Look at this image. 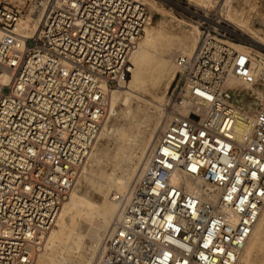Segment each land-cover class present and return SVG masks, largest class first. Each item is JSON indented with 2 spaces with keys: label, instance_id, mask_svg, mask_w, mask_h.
Masks as SVG:
<instances>
[{
  "label": "built area",
  "instance_id": "obj_1",
  "mask_svg": "<svg viewBox=\"0 0 264 264\" xmlns=\"http://www.w3.org/2000/svg\"><path fill=\"white\" fill-rule=\"evenodd\" d=\"M26 17L38 22L30 37L17 32ZM150 20L136 0L0 5V264L33 263ZM198 28L194 52L174 59L170 119L111 196L118 215L97 264H236L264 205V102L239 135L248 120L225 100L227 80L264 87V70L233 50L224 21Z\"/></svg>",
  "mask_w": 264,
  "mask_h": 264
},
{
  "label": "rangeland",
  "instance_id": "obj_2",
  "mask_svg": "<svg viewBox=\"0 0 264 264\" xmlns=\"http://www.w3.org/2000/svg\"><path fill=\"white\" fill-rule=\"evenodd\" d=\"M16 1L17 0H0V5L18 6ZM197 1L198 0H168L169 3L163 2L162 0H145L144 3L140 1L148 7L151 13V25H157L164 22L161 27V32L170 44V48L173 52L172 64L174 63L175 57L181 55L179 52L180 41L192 38L191 26L198 27V24L208 22L211 23L214 20H224L230 30L239 35L235 36V42L232 44L244 46L247 51H249L250 56H254V59L251 60L253 64H256V61L259 59L264 61V50L249 44V42L243 39L252 38L264 44V0H230L229 11L231 18L228 17L226 12L224 5L225 0H203L205 1L204 3H199ZM149 3H153L154 6L162 12L159 16L160 19L154 15ZM168 14L182 23L178 24L176 21L168 22L170 19ZM203 17H205V19ZM235 19L242 21L246 24V26L237 23ZM144 35L145 32L143 33L141 41L144 38ZM196 39L198 41V35H196ZM131 69H133V66H131ZM131 73L132 70L130 74ZM174 74L175 68H172L168 86L166 85V82L159 84V86H152L149 83H145L140 87L124 85V89L126 91L121 89L123 92L119 94L112 111H110V109L107 110V122L105 118V122L100 130L101 132L103 127L106 126L107 133L101 137H99V133V140L97 139L98 142H96L94 149L92 150L95 152L98 147H103L110 153V156L101 158V156L97 155V160L93 162V165L92 163L89 164V166L85 164L78 176L77 184L79 187L76 184L77 193L85 201L94 204L95 200L91 198L95 192L94 184L107 182L109 191L106 199L110 202L111 194L118 191L113 188L111 185L112 182L123 177V175L125 176L127 172L132 170L133 178L131 180L137 176L139 169L144 162L147 146L149 145L148 140L150 138L151 141L157 134L156 132L160 130L158 128L157 131L153 133L156 121L159 118L161 121H165L164 117L168 115L164 107L167 104H171L168 100L170 95L173 93V88L176 83V76ZM254 87H259L261 90L264 89V87L257 84L254 85ZM238 91H242L241 88H239ZM129 93L131 95H129ZM162 96H165V99L160 102L159 98ZM125 97L126 101L124 100ZM225 97H228L229 99L231 98L228 90ZM250 99H253V97ZM259 106L260 105H257L256 111ZM239 110L242 111L243 109ZM143 142L146 144L145 148H143ZM97 144H99V146H97ZM142 153H144L143 156L141 155ZM126 167L127 169H125ZM98 173L103 174L104 177L102 181H100ZM121 173H123V175ZM111 180L112 182H110ZM80 209L81 213L74 216L75 223L71 224L67 222L66 234L70 237H67L63 244L58 248L51 249L46 247L44 242V245L41 248L40 253L37 255L34 264H37L40 260L49 259L50 257L56 259L57 264H86L87 262L93 264V259L90 260L91 255L94 251L95 253L97 252L96 249H98V245H95L96 237L94 236V232L92 230L100 220V217L96 214H91L95 213L94 210L87 213L88 211L86 212L87 209L85 207L81 206ZM95 220L96 223H94ZM257 240L259 243L263 242L264 244V220L260 228L256 231V235L252 239V242L255 243ZM254 243L250 247L249 252L243 255V259L239 261V264H264V245L260 246L259 243L254 245ZM94 247H96L95 250ZM95 253L94 255L96 256Z\"/></svg>",
  "mask_w": 264,
  "mask_h": 264
},
{
  "label": "bare ground",
  "instance_id": "obj_3",
  "mask_svg": "<svg viewBox=\"0 0 264 264\" xmlns=\"http://www.w3.org/2000/svg\"><path fill=\"white\" fill-rule=\"evenodd\" d=\"M136 1H142L144 3L145 0H136ZM162 1L169 3L168 0H162ZM16 2H17L18 6L22 5V0H17ZM197 2L204 3L205 1L198 0ZM149 5H150L154 15L158 18L162 14V12L159 9H157L153 3H149ZM224 5H225L226 12L228 14V17L231 18V14L229 11L230 0H225ZM168 15L170 17L168 22L176 21L178 24L182 23L181 21L176 20L170 14H168ZM203 18L205 19V17H203ZM159 19H160V17H159ZM235 21L239 24L246 26V24H244L240 20L235 19ZM37 23H38L37 20H33L30 17H26V19H22L17 23V26H16L17 32L19 34L25 36V37L26 36L30 37L33 34V32L36 30ZM163 23L164 22H161L157 25H151V23H149L147 25V27L145 28L144 38L142 39L141 42H139L138 48L133 52V54L130 58V65L133 66V69H131L132 73L130 75H128L126 81H124V83H122L120 86H118L117 89L110 90L109 96H108V92H107V98H106L107 109L106 110L110 109V111H112L119 94L121 92H123V91H121V89H124V85H129V86H133V87H140V86L144 85L145 83H149L152 86H154V85L159 86V84H162L163 82H166L167 86L169 85L168 83H169L170 77H171V75H170L171 70H172V68L176 69V67H175V62L172 64L173 52L170 48V44L168 43V41L162 35V32H161V27L163 26ZM191 28H192V38L184 39V40L180 41V44H179L180 45L179 46L180 51L179 52L181 55H178L180 57H183L184 55H188V56L191 55L194 52V50L196 49L197 44L199 42L200 31H199L198 27L191 26ZM232 32L234 33V35L239 36L234 31H232ZM196 35H198V41L196 39ZM243 39L246 40L247 42H249V44L264 50V44L260 43L259 41L252 39V38L251 39L243 38ZM230 46L238 53L249 54V51H247V49L244 46H241L239 44H232V43ZM177 48H175V49H177ZM174 53H176V52H174ZM253 57H251V60L254 59ZM252 65H253V68L256 69L257 73H260L261 71L264 70V61L262 59L257 60L256 64L252 63ZM175 72H176V70H175ZM225 88H226V90L229 91V94L231 97L230 99L228 97H226L225 100L231 106L234 114L238 118H241V119L246 118L248 120V122H245V123L240 121V120L236 121L235 129L237 131V134H239V135L246 134L249 131V122L253 119L254 115L257 112L256 111L257 105H260L264 102V89L261 90V89H259V87H254V84H251L248 81H242V80L233 79V78L227 80ZM239 88H241L242 91H238ZM124 91H126V90L124 89ZM126 95H127V93H126ZM129 95H131V94L129 93ZM251 97H253V99H250ZM164 99H165V96H162L159 98V101L161 102ZM109 100H110V102H109ZM124 100L126 101V97L124 98ZM184 108H186V107H184ZM239 109H243V110L240 111ZM181 112H183V111H181ZM170 116L171 115H167L166 117H164L165 121H161L159 118L154 125L153 133H155V131H157L158 128L162 129L163 127H165L166 123L170 119ZM141 120H142V118H141ZM139 121H140V119H139ZM124 125H125V123H124ZM112 130H113V128H112ZM158 132L159 131H157L156 133H158ZM105 133H107L106 126L103 127L102 131L100 132L99 137L103 136ZM134 135H135V132H134ZM151 137H152V134H151ZM133 138H135V137H133ZM148 142H150V138H149ZM97 146H99V144H97ZM145 147H146V144H144V142H143V148H145ZM143 154L144 153H142L141 155L143 156ZM97 155L101 156V158L102 157H109L110 153L106 149H104L103 147L102 148L98 147L95 150V152H93V151L91 152L86 164L89 166V164L92 163V165H93V162H95L97 160V158H96ZM139 158H141V157H139ZM138 163H137V165H138ZM101 164H102V162H101ZM133 165H132V167H133ZM125 169H127V167ZM95 173H96V171H95ZM121 174L123 175V173H121ZM122 175H120V176H122ZM132 175H133V170L130 172H127L125 176L123 175V177L115 180L114 182H112V180H111L110 182H112L111 185L113 186V188L118 190L117 192H113L111 194V196L113 194H117V193L123 195L135 179L134 178L133 180H131L133 178ZM98 177H99L100 181H102L104 176L102 173H98ZM77 180H78V178H77ZM77 180H76L75 186L73 187L72 191L69 193L68 198L65 199L66 201L64 200L63 203L61 204V206L59 207V210H58L57 215H56L55 220H54V225L50 229V231L44 236V238L41 242V245H40L41 246L40 249H37L36 252H35V250L31 252V255H33V263L32 264L35 263L36 257L40 253V250L43 247L44 242H45L46 247H49L51 249L52 248H58L59 246H61L63 244V242L65 241V239L67 237H70L68 234H66L67 222L71 223V224L75 223L74 216L75 215L77 216V214L81 213V209H80L81 206H83L87 209L86 210V212L88 211L87 213H90L89 211L94 210L95 213H91V214H96L97 216L100 217V220L97 222V224L95 225V227L92 230L94 232L93 233L94 236L96 237V244L95 245H98V249H96V247H94V250L96 249L97 252L95 253V251H94L93 254L91 255V259H90V260L93 259V264H97V261L101 256L102 238L107 233V231L110 229L111 221H113L117 217L118 206H117V203L115 201H113V199L111 197H110V202L106 199L108 191H109V188H108L109 186H107V184H108L107 182L94 184L95 192L94 193L92 192L93 195L91 194L92 195L91 198H93V200H95V203L91 204L88 201H85L83 198H81L78 195L77 186H76ZM79 181H80V179H79ZM184 185L188 189H193V187H196V185L193 182L187 181V180H185ZM78 187H79V185H78ZM263 208H264V205L262 206L260 213L258 215V218L255 221V223H254V225H253V227H252V229H251V231H250V233H249V235L245 241L244 247H243V249H242V251H241V253L237 259L236 264L240 263L239 261L243 259V255L247 254L249 252L250 247L254 243V242H252V239L255 237L256 231L260 228V226L264 220L263 219L264 218L263 217L264 216ZM86 214H85V216H86ZM96 220H97V218H96ZM96 220L94 223H96ZM71 232H73V231H71ZM100 236H101V238H100ZM258 243H259V241L257 240L254 243V245H257ZM259 244H260V246L264 245L263 242H261ZM94 253L96 254V256L94 255ZM37 264H57V261H56V259L50 257L49 259H46V260H40ZM86 264H90V262H87Z\"/></svg>",
  "mask_w": 264,
  "mask_h": 264
}]
</instances>
